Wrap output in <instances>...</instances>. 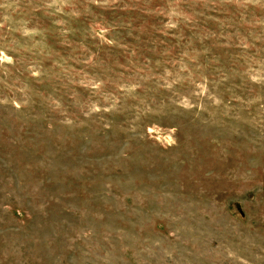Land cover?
Segmentation results:
<instances>
[{"label":"rangeland","instance_id":"1","mask_svg":"<svg viewBox=\"0 0 264 264\" xmlns=\"http://www.w3.org/2000/svg\"><path fill=\"white\" fill-rule=\"evenodd\" d=\"M0 264H264V0H0Z\"/></svg>","mask_w":264,"mask_h":264}]
</instances>
